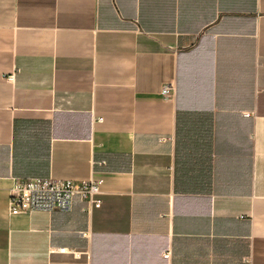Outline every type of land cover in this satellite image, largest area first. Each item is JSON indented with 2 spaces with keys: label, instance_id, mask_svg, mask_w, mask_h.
<instances>
[{
  "label": "crops",
  "instance_id": "0c3cea01",
  "mask_svg": "<svg viewBox=\"0 0 264 264\" xmlns=\"http://www.w3.org/2000/svg\"><path fill=\"white\" fill-rule=\"evenodd\" d=\"M0 264H264V0H0Z\"/></svg>",
  "mask_w": 264,
  "mask_h": 264
},
{
  "label": "built area",
  "instance_id": "2783aa9c",
  "mask_svg": "<svg viewBox=\"0 0 264 264\" xmlns=\"http://www.w3.org/2000/svg\"><path fill=\"white\" fill-rule=\"evenodd\" d=\"M8 79L13 81L14 74L9 75ZM170 89V86H166L163 91L168 93ZM102 184V179L95 178L84 181L52 177L15 179L10 190L9 214L16 215L34 211H70L77 199L86 202L88 210L99 208L102 204L100 198ZM165 256L168 257L169 253H166Z\"/></svg>",
  "mask_w": 264,
  "mask_h": 264
}]
</instances>
